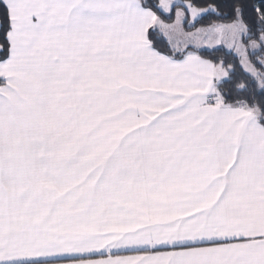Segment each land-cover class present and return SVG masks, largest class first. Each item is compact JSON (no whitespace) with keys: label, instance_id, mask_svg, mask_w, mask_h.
<instances>
[{"label":"snow or ice","instance_id":"6c2138e0","mask_svg":"<svg viewBox=\"0 0 264 264\" xmlns=\"http://www.w3.org/2000/svg\"><path fill=\"white\" fill-rule=\"evenodd\" d=\"M0 264H264V0H0Z\"/></svg>","mask_w":264,"mask_h":264}]
</instances>
